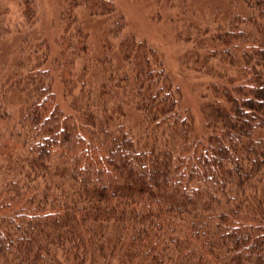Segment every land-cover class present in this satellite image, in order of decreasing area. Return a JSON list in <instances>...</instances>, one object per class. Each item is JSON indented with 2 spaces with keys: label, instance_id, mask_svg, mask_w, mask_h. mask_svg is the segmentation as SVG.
Here are the masks:
<instances>
[{
  "label": "trees",
  "instance_id": "16d2710c",
  "mask_svg": "<svg viewBox=\"0 0 264 264\" xmlns=\"http://www.w3.org/2000/svg\"><path fill=\"white\" fill-rule=\"evenodd\" d=\"M207 5L185 55L210 77L201 131L134 35L119 63L80 28L43 68L31 45L8 61L0 264H264V0Z\"/></svg>",
  "mask_w": 264,
  "mask_h": 264
},
{
  "label": "rangeland",
  "instance_id": "374dc122",
  "mask_svg": "<svg viewBox=\"0 0 264 264\" xmlns=\"http://www.w3.org/2000/svg\"><path fill=\"white\" fill-rule=\"evenodd\" d=\"M101 3H108L114 11L104 13ZM209 3L210 0H33L32 13H27L25 0H0V76L7 75L8 61L22 56L20 50L27 45L33 47L27 56L30 66L43 68L49 59L42 51L54 56L63 38L72 42L79 39V28L86 34L91 58L111 54L119 63L120 40L124 34H131L154 48L180 91L182 107L195 129L201 131L206 125L202 87L210 77L197 73L192 60L186 61L191 47L186 36L194 24H203V17L215 14ZM76 60L81 61L78 57ZM81 69L78 64L74 71Z\"/></svg>",
  "mask_w": 264,
  "mask_h": 264
}]
</instances>
